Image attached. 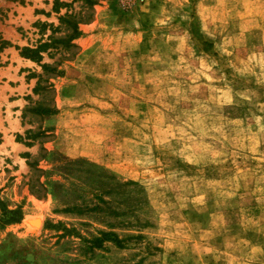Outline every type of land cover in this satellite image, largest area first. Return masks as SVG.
<instances>
[{
  "label": "rangeland",
  "instance_id": "374dc122",
  "mask_svg": "<svg viewBox=\"0 0 264 264\" xmlns=\"http://www.w3.org/2000/svg\"><path fill=\"white\" fill-rule=\"evenodd\" d=\"M92 165L141 187L126 262L264 264V0H0V264L101 227Z\"/></svg>",
  "mask_w": 264,
  "mask_h": 264
},
{
  "label": "trees",
  "instance_id": "16d2710c",
  "mask_svg": "<svg viewBox=\"0 0 264 264\" xmlns=\"http://www.w3.org/2000/svg\"><path fill=\"white\" fill-rule=\"evenodd\" d=\"M64 18H60L63 21ZM77 34L74 29L71 37ZM45 44H40L33 49L22 48L20 55L23 58L39 61V53L43 51ZM95 170L97 177L108 184L99 187V194L94 195L96 203L89 208L84 207L83 210L90 214L91 212L99 213L100 215L94 218L101 220L104 224H99L101 227L94 226V223L88 219H79V221L68 224L66 222H56L54 224L45 222L43 230L54 231L55 241L51 246H57L59 252L64 256L61 263L65 264H98V260L105 259V254H110L107 258L109 264H130L119 256V251L133 250L130 244H135L141 240V228L148 225L146 221H139L137 214L134 213L143 209V199L141 197V187L132 181H121L114 173L97 166H90ZM98 191V190H97ZM96 192V191H95ZM118 194H122L123 211L126 216L118 219L116 210H112L109 205V200L114 202L112 198ZM119 204V202H118ZM121 204V203H120ZM0 210L9 214L5 220L0 221V225L8 223H18V210L6 211L1 205ZM74 210V209H73ZM80 210H76L79 212ZM61 212H68V208L61 209ZM51 250V248H46ZM106 258V259H107ZM107 259V260H108ZM142 257H138L135 262L140 263Z\"/></svg>",
  "mask_w": 264,
  "mask_h": 264
},
{
  "label": "bare ground",
  "instance_id": "6f19581e",
  "mask_svg": "<svg viewBox=\"0 0 264 264\" xmlns=\"http://www.w3.org/2000/svg\"><path fill=\"white\" fill-rule=\"evenodd\" d=\"M33 223H35V222H33ZM33 225H34V224H33ZM36 225H37V226H39V225H40V223H39V222H36Z\"/></svg>",
  "mask_w": 264,
  "mask_h": 264
}]
</instances>
